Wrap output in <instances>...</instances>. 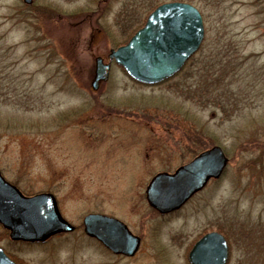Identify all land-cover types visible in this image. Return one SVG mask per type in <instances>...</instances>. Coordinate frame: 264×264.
Segmentation results:
<instances>
[{
  "label": "rangeland",
  "instance_id": "obj_1",
  "mask_svg": "<svg viewBox=\"0 0 264 264\" xmlns=\"http://www.w3.org/2000/svg\"><path fill=\"white\" fill-rule=\"evenodd\" d=\"M166 2L199 11L204 37L196 54L154 86L111 64L92 90L95 59L107 64L109 52ZM0 72L3 178L28 196L52 194L73 226L99 213L141 239L134 257L119 258L82 239L81 229L30 246L0 228L8 257L187 264L195 240L217 231L228 242L226 264H264V0H0ZM212 147L227 159L218 179L178 212L148 207L144 191L155 174Z\"/></svg>",
  "mask_w": 264,
  "mask_h": 264
},
{
  "label": "water",
  "instance_id": "obj_2",
  "mask_svg": "<svg viewBox=\"0 0 264 264\" xmlns=\"http://www.w3.org/2000/svg\"><path fill=\"white\" fill-rule=\"evenodd\" d=\"M29 3L30 0H24ZM203 40L200 14L186 3L169 2L155 7L143 26L128 42L110 51L108 60L120 67L132 81L155 85L174 76L199 49ZM107 65L95 59L92 89L105 79ZM227 159L218 147L207 149L172 173H157L148 182L144 195L148 206L161 215L178 210L209 179H217ZM0 226L12 241L43 242L60 232L72 230L64 221L51 194L24 197L0 176ZM86 235L98 239L112 253L132 256L139 239L121 222L102 215L83 218ZM224 238L211 232L201 237L188 254L189 264H225ZM0 264H15L0 249Z\"/></svg>",
  "mask_w": 264,
  "mask_h": 264
},
{
  "label": "flooded vegetation",
  "instance_id": "obj_3",
  "mask_svg": "<svg viewBox=\"0 0 264 264\" xmlns=\"http://www.w3.org/2000/svg\"><path fill=\"white\" fill-rule=\"evenodd\" d=\"M25 195V194H24ZM56 206H57V203H56ZM57 209H58V212H59V214H60V216L62 217V219L64 220V221H66L70 226H72V230L71 231H69V232H60V233H56V234H54L53 236H51V237H49V238H47L46 240H44L43 242H40V243H31V244H29V243H23V244H26V245H41V244H44V243H46L47 241H49L50 239H54V238H56V237H61V236H65V235H68V234H73L76 230H78V229H81V234H82V239H87V240H90V241H92L93 243H95V245L96 246H98V249L102 252H104L105 254H108V255H111L112 257H119V258H132V257H134L136 254H137V252H138V250H139V247H140V244H141V239L139 238V246H138V248H137V250L135 251V253L132 255V256H130V257H128V256H125V255H123L122 253H120V254H115V253H112L106 246H104L98 239H96V238H94V237H91V236H89V235H86V233H85V231H84V228H83V226H82V220H81V224L79 225V226H73L72 224H70L63 216H62V214L60 213V210H59V208H58V206H57ZM179 211V210H178ZM178 211H175V212H178ZM93 214H99V213H93ZM170 214H172V213H170ZM170 214H168V215H170ZM99 215H104V214H99ZM104 216H106L107 218H111V219H114V220H118L117 218H114V217H112V216H108V215H104ZM83 219V218H82ZM119 221V220H118ZM201 237V236H200ZM199 237V238H200ZM197 240V239H196ZM195 240V241H196ZM10 241V240H9ZM14 243V242H13ZM191 247H192V245H191ZM190 247V248H191ZM228 247V246H227ZM190 250V249H189ZM189 250H188V252H189ZM188 252H187V254H186V256H185V260H186V262H187V264H189L188 263V259H187V256H188ZM10 257V259L13 261V262H15L16 264H18L17 262L18 261H15L14 259H13V257L11 256V255H9ZM227 258H228V249H227Z\"/></svg>",
  "mask_w": 264,
  "mask_h": 264
},
{
  "label": "trees",
  "instance_id": "obj_4",
  "mask_svg": "<svg viewBox=\"0 0 264 264\" xmlns=\"http://www.w3.org/2000/svg\"><path fill=\"white\" fill-rule=\"evenodd\" d=\"M202 66H204V70H205V65H202ZM208 70L210 71V67L208 68ZM224 73H226V72H224ZM0 74H2V72H0ZM220 81H222V79Z\"/></svg>",
  "mask_w": 264,
  "mask_h": 264
}]
</instances>
